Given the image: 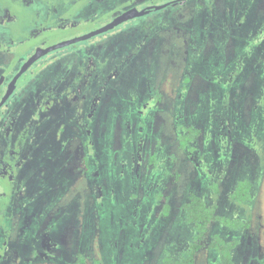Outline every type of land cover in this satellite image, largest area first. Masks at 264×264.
<instances>
[{"label": "rangeland", "instance_id": "rangeland-1", "mask_svg": "<svg viewBox=\"0 0 264 264\" xmlns=\"http://www.w3.org/2000/svg\"><path fill=\"white\" fill-rule=\"evenodd\" d=\"M82 1L0 0V33L6 37L7 26L12 34L11 57L99 28L123 4L110 0L102 11L93 12L90 4L78 10ZM198 1L171 3L52 50L25 73L29 80L39 75L35 93H50L54 99L66 98L62 90L75 83L74 75L81 77L85 98L74 102L73 109L85 116V129L76 125L60 131V123L52 121L43 136L38 135L42 128L31 130L20 146L23 157L30 155L19 167L21 177L12 170L14 163H8L0 181L6 197L0 203L14 210L10 205L17 191L31 198L28 205L25 198L19 201L25 209L18 211V244L10 246L9 236L0 240V264H10L12 258L17 264H74L77 253L84 259L81 264H152L167 241L171 251L183 252L196 235L182 210L187 192L197 193L207 204L216 203L222 216L248 221L245 232V227L229 229L219 223L212 228L228 241L238 240L234 264H260L264 0H232L231 6V0H206L201 10ZM52 12L60 13L57 19L66 24L42 26ZM180 14L190 19L177 32L173 18ZM151 19L152 28L144 27ZM162 31L167 44L164 38L159 41ZM177 74L178 80H189L182 109L181 94L167 99L171 88H179ZM161 90L166 96L156 101ZM157 106L166 110L156 113ZM188 127L198 135L180 148L178 134ZM80 154L88 158L84 168L76 164ZM150 154L156 157L153 167L146 164ZM244 179L250 181L252 198L239 205L230 194ZM213 184L219 188L216 200ZM158 193L170 197L166 217L158 214ZM1 219L11 230L14 218ZM206 244L196 253L195 264L218 263V252Z\"/></svg>", "mask_w": 264, "mask_h": 264}, {"label": "flooded vegetation", "instance_id": "flooded-vegetation-1", "mask_svg": "<svg viewBox=\"0 0 264 264\" xmlns=\"http://www.w3.org/2000/svg\"><path fill=\"white\" fill-rule=\"evenodd\" d=\"M185 1L186 0H164L161 3H159V5H163V7H165L171 3H177V4L182 3V4H184ZM205 1L206 0H199L196 7L201 10L203 8V5H205ZM218 1L219 0H216V2H218ZM235 1H237V0H235ZM87 2L88 3L90 2L91 3L90 5L93 6L92 11L96 12V11H102L104 8H106L109 5L110 0H101V1H99V0H86L85 2H83V5L85 4V7H86ZM232 2L233 1L231 0L229 6L232 5ZM87 5H89V4H87ZM118 5H120V4H118ZM150 6H154V8H148ZM157 6L158 5H151V3H149V0H123V4L120 5V8L113 10V12L111 13V16L107 22H110L117 15H119L122 12H124L130 8H133V7L137 8L139 10H142L144 8H148V10L144 11L143 14H141L139 16H135L131 19H137V18L143 17V15L146 14L147 12L157 9L156 8ZM163 7H161V8H163ZM100 9H102V10H100ZM53 14L54 13L52 12V15H50V17H51L50 21L51 22L47 23L46 25H42V26L50 28V29L53 27L52 26ZM202 16L204 17L205 15H202ZM131 19H128V20H131ZM189 19H190V16L186 15V14L185 15L180 14V16H175L173 18V21L178 22V24H173L172 29L177 31V32H180V30L182 29V28H180L181 23H185ZM128 20H126V21H128ZM204 20H205V17L201 21H204ZM137 21H139V20L135 21L134 26H136ZM151 21L152 22L144 23L145 24L144 27L152 28L151 25L153 24V19H151ZM60 22L61 23L58 24L56 27L63 25V23L66 24V22H63V21H60ZM142 25L140 26L141 28H142ZM94 29H97V28H94ZM94 29H91L87 32H84L83 34L88 33ZM137 29H139V28H137ZM165 29H166V26H165L164 30ZM7 30H9V29L6 26V29L4 31V33H7L6 37H1V33H0V181L4 179L3 174L5 172V169L8 168L9 162L14 163V168H12V170L16 171V175L21 177L22 174L19 175V167H21L24 163L25 164L27 163L30 155L23 157L20 154V146L23 148L24 143H26V141H28V139L30 137L29 131H31V130L34 131V130L42 128L41 133L39 132L38 135L43 136L44 135L43 128H46V126L48 127V125L51 124L52 121H58L60 123V127H59L60 131H63L66 126H69L72 129L74 127H77L76 125L85 129L84 124H83L85 116L80 114V112L78 111L79 109H73V106H74V102H76V104H78L79 101H81L82 103L84 102L86 92L84 93V91H82V90L85 87L84 84H86V83L82 80L81 77L78 76V78H77V76L74 75L72 77V81L75 83L72 85H66L65 89H63V90L61 89L63 91L62 95H66V98H64V99H54V97L52 95H50V93L44 94L42 96L39 93H35V92H37L38 82H39V84L41 83L39 80L40 79L39 75L35 74L31 78V80H29L30 78H25L23 76L25 75V73L29 69H31L34 65H36L38 63L37 62L38 60L46 58L47 56H49L47 54L49 52H51L52 50H50V51L46 52L45 54L39 56L34 62H32L30 64V66L25 71H23L19 75V77L15 80V82H13V78H14L15 74L19 71V69L21 68L23 63L35 52L36 48L41 47V46L34 47V48H32L31 51H25L26 53L24 52V54H25L24 57H20L17 59V61H13V56L11 57L10 53L12 52V46L13 47H15V46L13 45V38L9 37V34L11 36H12V34L10 31H7ZM165 31L167 33L169 32V30H165ZM101 33H103V32H101ZM101 33H99V34H101ZM163 33H164V31L161 32V34H163ZM83 34H81V35H83ZM99 34H96V35H99ZM148 34L149 33L145 34L147 36V38H148ZM93 36H95V35H93ZM157 36H158V34H157ZM164 37H166V35L163 34L160 37L159 41H161V39ZM88 38H90V37H88ZM88 38H86V39H88ZM166 38H168V36ZM83 40H85V39H83ZM164 40H165L164 42L166 44L169 43L168 39L166 40L164 38ZM153 42H154L153 40H149L148 44H151ZM48 46H50V45H48ZM159 46H160V44H159ZM44 47H47V46H44ZM44 47H42V48H44ZM45 55H47V56L44 57ZM41 57H43V58H41ZM46 62L48 64L50 62V60L48 59V61L46 60ZM55 62L56 61H53L52 63L54 64ZM45 65H46V63H45ZM46 69H47V66H46ZM40 71H39V74L42 73ZM175 79L178 81V84L176 85V87H179V88L176 90L174 88H171V90H170L171 93L168 95L167 99L169 97L172 98V96H176L178 94L179 95L176 98H179V96L181 94V98L179 100H181V102H182V106H180V109H182L183 104H184V99L186 96V90H187L189 80H188V78L186 79L187 81H185V78H183L182 80H178V74L175 77ZM9 88H10V90H9ZM29 88L32 89L33 91L31 90V92H29L28 91ZM24 89H26V90H24ZM49 89H50V87L46 88V90H49ZM74 89L77 90L78 92H75ZM22 90H24V91H22ZM49 91L51 92V90H49ZM56 93L61 94V91L56 90ZM16 95L18 96V98L17 99L13 98ZM35 96H37V98H38L37 99L38 103L35 102L36 107L34 106L33 101H32V98H34ZM158 96L159 97L156 98V101H158L160 98H163L166 96L165 91L161 90V92L158 93ZM11 99H12L11 105H8V103L10 102ZM34 99L36 100V98H34ZM179 100H177V101H179ZM157 104L159 105L161 103L157 102ZM160 107H161L160 109L158 108V106L156 107L157 108L156 113H159L160 111L163 112L164 110H166L164 107H162V106H160ZM160 145H155V147L156 146L159 147ZM178 146H179V143H178ZM155 147H152V150H154ZM151 156L152 155L150 154L149 157H147V161H146V164L150 165L149 167L154 166L153 163L150 161ZM9 158L13 159V161H8ZM87 161H88V158H86V156L80 154L76 160V164L78 166H81V168H84L87 164ZM83 171H84V169H83ZM13 176H15V175L13 174L10 177L8 176L7 181H11ZM9 185H10V187H13L11 184H9ZM9 185L8 186L6 185L7 188L9 187ZM34 194L37 195L35 192H34ZM165 196H168L167 199H168L169 203H171L169 195H165ZM2 197H6V191L4 192V190L0 189V199ZM11 198H12V196H11ZM20 198H22L21 201L24 200V198H25L27 205H28V203H29L28 200L31 197H30V195H27L23 191H20L19 193L17 191L14 194L13 204L10 205L12 208H14V210L9 208L7 206V204L0 203V221L2 220L1 219L2 216H9L10 218L11 217L14 218V221H13L14 225L12 226L11 230H9L6 225H3V223H0V240H2V238L4 239V236L5 237L9 236L10 239H12V241L9 242L10 246H12V245L16 246L15 244H18V242H19V232H18V227H17V224H19L18 211L22 210V213H23V210L25 209V207H22V208L20 207V205H21V203H19ZM6 229L9 230V233L7 232ZM246 229H244V230H246ZM22 241L23 240L20 237V244ZM203 242H207V241L205 240ZM10 254H12V253L10 252ZM79 255H81V254L77 253L75 256L77 257ZM77 263H78V261H75L74 264H77ZM81 263H78V264H81ZM10 264H17V263H16L15 259L12 258L10 260Z\"/></svg>", "mask_w": 264, "mask_h": 264}, {"label": "trees", "instance_id": "trees-1", "mask_svg": "<svg viewBox=\"0 0 264 264\" xmlns=\"http://www.w3.org/2000/svg\"><path fill=\"white\" fill-rule=\"evenodd\" d=\"M91 4L90 2L86 3ZM77 7L78 10L83 9V2H80ZM74 14V13H73ZM61 15L60 13H54L52 16V26L56 27L61 22L57 19V16ZM51 19V18H50ZM51 22L48 20L46 22ZM24 57V53H21L17 56V59ZM16 58L13 61H17ZM188 127L185 134H178V143L181 148L192 141L196 135H198L197 129H191ZM183 132V131H182ZM181 133V132H180ZM180 135V136H179ZM155 155L150 157V161L154 162ZM154 165V164H153ZM214 189V200L217 198L219 188L216 184H213ZM251 184L248 179L240 180L237 182L234 190L230 194L231 200L236 204H245L250 201L252 196L250 193ZM168 196L158 193L156 195V204L160 210L158 211L159 215L164 217L169 215L170 212V203L168 201ZM161 201V203H160ZM182 210L185 216V219L194 224L196 229V235L193 237L191 242L183 249V252L176 250L175 252L168 248L170 242L167 241L164 244V247L160 250L156 261L152 264H195L196 253L202 248L203 241H207L206 247L208 250L217 251L219 254V260L217 264H234L233 251L238 245L237 239H232L230 241L226 240L223 236L214 232L213 228L214 223H219L222 226L228 227L229 229H246L248 221H240L237 219H229L225 216L218 214L217 204H207L204 199L195 192H188L186 194L185 200L182 204ZM243 231L245 232V230ZM243 232V233H244ZM208 239V240H207ZM169 240V238L167 239ZM82 255L78 256V263L83 262ZM77 263V264H78ZM260 264H264V252L259 259Z\"/></svg>", "mask_w": 264, "mask_h": 264}, {"label": "water", "instance_id": "water-1", "mask_svg": "<svg viewBox=\"0 0 264 264\" xmlns=\"http://www.w3.org/2000/svg\"><path fill=\"white\" fill-rule=\"evenodd\" d=\"M161 7H163V5H158L156 8H161ZM148 8H154V6H150ZM148 8H144L142 10H139V9H137L135 7L130 8V9L122 12L121 14L117 15L110 22H107L106 24L102 25L101 27H99L97 29H94V30H92V31H90L88 33L58 41V42L53 43L52 45L44 47V48H42V47L36 48L35 52L23 63V65L21 66L19 71L15 74V76L13 78V82H15V80L19 77V75L23 71H25L30 66V64L32 62H34L39 56L45 54L46 52H48L50 50L58 49V48L63 47V46H67V45L73 44L75 42H78L80 40L86 39V38L91 37L93 35H96V34H99L101 32L107 31V30L113 28L114 26H116V25H118V24H120V23H122V22H124V21H126L128 19H131V18H133L135 16H139V15L143 14L144 11L148 10ZM10 88H9V90H10Z\"/></svg>", "mask_w": 264, "mask_h": 264}]
</instances>
